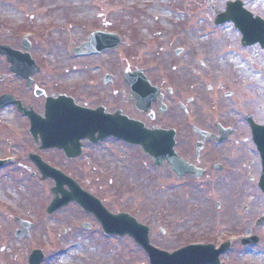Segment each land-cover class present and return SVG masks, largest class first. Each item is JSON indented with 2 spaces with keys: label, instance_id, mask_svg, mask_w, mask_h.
Masks as SVG:
<instances>
[{
  "label": "rangeland",
  "instance_id": "1",
  "mask_svg": "<svg viewBox=\"0 0 264 264\" xmlns=\"http://www.w3.org/2000/svg\"><path fill=\"white\" fill-rule=\"evenodd\" d=\"M213 1L216 9L225 11L226 0ZM245 1L254 12L264 16L263 0ZM215 13L207 0H0V40L10 41L19 27V32L37 34L36 38L41 36L36 41L39 45L36 44L32 51L39 60H47L42 64L40 77L45 82H64L71 77L68 83H61L58 90L66 88L78 101H82L84 96L98 89H91L97 85L98 79L90 80L87 75H98L95 69L101 65L108 71L116 69L117 73L124 69H144L156 80L164 75L174 76L173 81L179 79L178 76H188L184 79L187 82L194 66H182L180 58L175 55L180 46L192 47L195 56L192 54L191 58L198 61H204L206 55L222 59L229 52L226 49L229 42L235 46V53L249 52L236 45L237 31L233 28L228 30V25H215ZM71 17L80 18L74 28ZM93 23L100 27L110 24L122 33L126 41L118 50L88 57L73 55L77 45L87 41L92 34L86 35L85 24L92 27ZM53 42L58 43L55 45ZM235 53L225 58L233 60L231 70L236 72L240 67H237ZM215 62L221 73L229 68L218 58ZM243 69L246 71L240 73L246 75L248 68ZM3 74L12 79L0 82V93L7 89L21 97L27 95L33 101L31 92L13 77L5 57L0 55V75ZM29 127V119L12 106L0 109V159H12L0 168V264H28L31 252L38 248L45 255L42 264H150L145 250L130 236L105 235L98 220L75 202L48 214V206L54 197L50 189L54 181L34 177L33 171L37 169L28 156L29 152L42 154L64 170L71 168L76 174L79 172V175H72L101 198L111 211L130 210L139 222L150 227L149 237L156 247L172 251L189 243L212 242L209 240L214 238L217 245L233 240L230 248L233 252L221 256L224 264H264V244L243 247L239 243L240 233H261L264 237V225L249 224L236 228L240 216L234 211L235 202H230L228 222L224 212L217 213L215 206L208 211L203 207L205 202L198 201L196 196L191 207L181 196L178 208L170 207L164 194L157 191L158 179L154 175L146 178L147 174H140L139 164L142 166L143 163H140L139 156L135 171L130 173L136 182L131 184L123 179L129 190L119 191L114 182L109 186L117 193L104 192L108 187L98 186L97 176H91L95 172L94 163H89L86 158L66 159L63 152L56 149L40 150V144L35 143ZM119 148L110 144L100 158L111 167L119 159L124 162L129 151ZM232 181L233 191L238 193L239 180ZM93 182L94 186H90L89 183ZM19 217L33 224L28 237L16 236V229H21L17 222ZM83 222H90L93 228H83ZM4 240L8 244L5 250L2 248ZM65 244H71L75 251L61 255L60 247Z\"/></svg>",
  "mask_w": 264,
  "mask_h": 264
},
{
  "label": "flooded vegetation",
  "instance_id": "2",
  "mask_svg": "<svg viewBox=\"0 0 264 264\" xmlns=\"http://www.w3.org/2000/svg\"><path fill=\"white\" fill-rule=\"evenodd\" d=\"M235 1H241L247 10H252L253 14L261 16L258 12H254L245 0L227 2ZM219 12L216 10L215 15ZM93 24L92 27L85 24L86 34L97 30L99 25ZM109 25L108 23L105 25L108 30H115V27L111 29L113 27ZM223 25H228V30L233 28L237 31L236 45L248 49L249 52L235 53V46H231L232 43L229 42L226 48L229 52L222 59L215 55H206L204 61L199 58L198 61L191 58L192 54L195 56L192 47L188 49L180 46L177 57L180 58L182 66H194L191 79L186 82L184 79L188 76H178L179 79L173 81L174 76L164 75L159 77L160 80H156L149 71L144 70L145 79L150 85L148 88L154 92L150 94L148 110L138 106V99L134 93L136 85L128 82V77L124 74L125 69L122 73H117L116 69L108 71L101 65L95 69L98 70V75H87L90 80L98 79L97 85L90 86L91 89H98L95 93L84 96L82 101L77 100L78 103L88 109L98 110L100 119L108 122L113 119V125L117 127L122 125L128 127L129 121L131 126L136 127V122L139 121L146 129L160 132V139L157 141L162 146L160 165H156L154 157L144 152L141 145L127 141L124 137L98 138L97 142L83 140L82 155L79 159L86 158L89 163H94L95 172L91 176H97L98 186L108 187L104 192L117 193L109 185L116 182L119 191L129 190L123 179H127V183L131 182V184L132 181L136 182L134 178L132 180L130 173L135 171L139 156L140 163H143L142 166L139 164L142 172L140 174H144L143 176L147 174L146 178L148 175L150 177L154 175L158 179L157 191L164 194L168 206L176 207L183 199L184 203L191 207L196 196L198 201L205 202L203 207L208 211L215 206L217 213L224 212L228 222L230 202L233 201L234 211L240 216L236 228L241 229L249 224L260 227L264 225V193L261 190L264 162L257 150L254 131L264 126V47L260 43L246 45L242 41L243 32L235 23L228 22L217 26ZM20 28L16 30L17 33L10 41L0 40V45L7 44L22 52L24 44L29 46V52L40 66L33 76L32 89L26 88V80L23 77L15 74L13 77L20 80L28 92H31L30 97H33V101L27 95L21 97L7 89L0 95L13 94L24 106L42 115L49 96L55 98L62 94L72 96L66 88L58 90L61 83H68L71 77L64 82L54 80L45 82L40 75L43 73L42 64L47 60H39L32 52L35 45H39L36 41L41 36L30 37L25 42L24 36L18 33ZM53 43L57 45L58 42ZM232 53L237 56V67H240V71H232L230 63L233 60L225 58ZM217 58L229 66L222 73L216 67ZM5 60L10 70V63L6 57ZM244 62L245 66H243ZM243 68H248L246 75L240 73L246 71ZM7 78L12 79L6 74L0 75V82L4 83ZM143 103L147 104L146 101ZM13 108L17 109L15 106ZM34 141L41 146L40 139ZM110 144L118 145L122 151L127 149L129 151L125 161L119 159L113 167L100 158L101 153L108 149ZM40 146H38L40 150H43ZM28 156L30 158V155ZM43 159L47 161L46 158ZM33 165L37 169L33 171L34 176L41 177L40 169L34 162ZM69 170L70 174H76L73 169ZM79 174L77 172L76 175ZM87 177L91 179L88 175ZM233 179L239 180L238 193L233 191ZM94 183L89 185L94 186ZM104 205L109 208L107 204ZM121 212L125 211L117 210L115 213ZM252 235L258 236L253 238V241H257L255 246L264 244L261 233L253 232L247 235L240 233V243ZM211 241L215 243V238ZM232 252L231 249L229 254ZM224 263L225 260L222 261V264Z\"/></svg>",
  "mask_w": 264,
  "mask_h": 264
},
{
  "label": "water",
  "instance_id": "3",
  "mask_svg": "<svg viewBox=\"0 0 264 264\" xmlns=\"http://www.w3.org/2000/svg\"><path fill=\"white\" fill-rule=\"evenodd\" d=\"M240 5H230L228 8V12L221 15L218 22H224L228 20L234 19L237 24L241 27L244 32V36L247 39L248 43L260 41L264 46V21L257 18L254 19L253 16L240 9L238 13V7ZM241 8V7H240ZM120 40L116 37L112 38H104L102 40L97 41L98 50H102L103 47L114 48L119 45ZM25 50L28 52V47L24 46ZM97 50V51H98ZM0 53L6 54L8 56V60L12 62L11 69L17 74L27 78L28 85L30 86L32 80L30 78L31 75L34 74L38 70V67L35 65V62L31 59L29 53H20L13 50L9 46H1ZM142 72H136L132 75L141 76ZM142 84V79L137 78L136 85ZM136 93L140 95V98L147 96V91L143 88L138 90L136 89ZM70 100V99H69ZM68 102L65 97H60L57 100H53L51 98L48 99L47 102V111L45 114V118L39 117L34 111L22 109L20 102L15 101L12 96L4 95L0 98V107L16 103L20 110L27 114V116L31 119L32 124V133L36 136L38 133L41 134L44 140L43 147H51L52 145L58 146L61 148L67 149L68 156H75L72 152L73 148H78L79 138L83 137L81 131L85 129L84 124L88 127H92L91 130H86L85 134L88 136V133H94V126L96 125L91 123V120H87V114L84 115L83 119H75L70 122L68 115H66V108H68ZM76 112H81L80 108H76ZM70 123L72 124L71 129L80 133L78 139L74 141L73 137L71 140H68V134L70 132ZM81 129V130H80ZM99 128H96L98 130ZM100 132L106 136L107 135H119L124 131L123 127L117 128L113 124L112 125H103L100 129ZM129 131V130H128ZM131 134L126 137L131 138L133 141L144 143V148L146 151L152 152L150 148H154L153 145L146 144V133L141 128L134 127L131 129ZM68 133V134H67ZM264 131H261L257 135V144L264 154ZM131 135V136H130ZM68 140V141H67ZM79 149V148H78ZM41 166L44 168V163L42 164L40 160L36 159ZM2 162H0V165ZM56 178L57 186L52 188L53 193L56 195L55 199L51 203L48 212L53 213L57 209L68 205L71 201L79 202L88 212L94 213L98 219L103 224L104 231L106 234L112 235H125L129 234L135 241L140 244L145 251L148 253L150 258V264H219V255L227 249V245L223 246L219 251L215 249L214 245H190L182 248L174 253H168L166 251H162L160 249L155 248L151 242L149 232L150 228L140 224L135 218L129 217L128 214H120L113 215L111 214L101 203L100 200L84 191L72 178L66 177L64 174L57 173L53 174ZM69 186L70 190H66L64 186ZM264 189V188H263ZM60 194L62 197H60ZM23 230H19L17 235L20 237L27 236L28 231L31 227V224L28 222H24L19 220ZM44 259L43 253L40 250L33 251L30 256V263L28 264H40Z\"/></svg>",
  "mask_w": 264,
  "mask_h": 264
},
{
  "label": "bare ground",
  "instance_id": "4",
  "mask_svg": "<svg viewBox=\"0 0 264 264\" xmlns=\"http://www.w3.org/2000/svg\"><path fill=\"white\" fill-rule=\"evenodd\" d=\"M0 199H1V197H0ZM8 232H9V230H8ZM9 241V240H8ZM8 246V244H7V240L5 241H3V245H2V248H3V250H5L6 249V247ZM68 246H69V248H68ZM75 247H73V246H71V244H65V245H63L62 247H60V249L62 250L61 252H59L61 255H62V253H69L70 251H75V249H74Z\"/></svg>",
  "mask_w": 264,
  "mask_h": 264
}]
</instances>
